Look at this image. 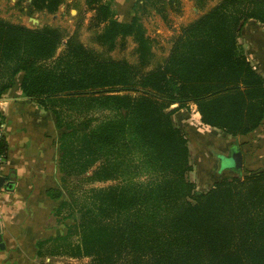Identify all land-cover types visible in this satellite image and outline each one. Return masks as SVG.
<instances>
[{
	"label": "trees",
	"instance_id": "16d2710c",
	"mask_svg": "<svg viewBox=\"0 0 264 264\" xmlns=\"http://www.w3.org/2000/svg\"><path fill=\"white\" fill-rule=\"evenodd\" d=\"M25 1L14 7L29 17L65 2ZM177 1L138 0L126 22L114 0H85L89 44L82 23L30 27L0 14V100L22 73L23 93L64 131L61 188L49 194L66 196L53 216L66 225L69 212L73 224L38 239L39 264H264V169L198 190L189 137L173 118L194 103L204 125L233 137L262 123L264 76L239 36L249 20L264 24V0H220L162 48L145 20L154 10L169 22ZM129 49L134 61L114 56ZM2 123L0 113V163Z\"/></svg>",
	"mask_w": 264,
	"mask_h": 264
},
{
	"label": "crops",
	"instance_id": "0c3cea01",
	"mask_svg": "<svg viewBox=\"0 0 264 264\" xmlns=\"http://www.w3.org/2000/svg\"><path fill=\"white\" fill-rule=\"evenodd\" d=\"M0 1L10 5L17 3V0ZM30 1L26 0L25 3ZM137 1L114 0L118 17L126 22L131 21L135 15ZM219 2L220 0H178L174 3L176 10L169 13V22H165L152 10L145 24L148 28V19H151L167 25L168 33L157 38L160 40L161 37L169 42L179 35L184 26ZM73 5L87 10L85 0H65L57 14L37 13L33 17L28 16L29 21H32L34 26H42L47 16L57 20L67 7H74ZM72 11L75 9L72 8ZM92 15L93 12L87 11L88 23ZM239 41L247 51L253 68L264 76V24L256 20L246 22ZM22 79L23 74L20 73L13 86L6 90L0 100V113L3 115L1 130L9 142L7 158L0 163V174L13 183L12 189L0 190V222L3 236V247L0 243V264H38V239L65 232L64 226L49 227L54 210L65 199L64 194L61 199L53 198L49 194V190L61 188L59 140L64 131L58 127L56 118L50 111L43 109L23 93ZM173 118L175 123L190 135L191 141L198 138L205 142L204 145L222 151L227 149V153H230L231 146L236 144L244 152L246 170L264 169V119L251 133L233 137L217 128L204 125L194 103L189 109L178 110ZM215 164L212 159L204 167V178L213 177Z\"/></svg>",
	"mask_w": 264,
	"mask_h": 264
},
{
	"label": "rangeland",
	"instance_id": "374dc122",
	"mask_svg": "<svg viewBox=\"0 0 264 264\" xmlns=\"http://www.w3.org/2000/svg\"><path fill=\"white\" fill-rule=\"evenodd\" d=\"M0 14L11 21L14 22H22L27 26L33 27L34 23L32 21H29V17L22 14L21 11L17 8L14 7V5H10L9 3H5L0 1ZM75 6V5H73ZM72 8L74 7H67L66 10L64 11V13H60V17H58L59 19L54 20L51 16H47L46 19L44 20V24H53V25H59V26H63L65 28H68L70 31L75 30L76 27H78L79 23H82L83 26L81 28L82 31V37L83 39L89 44L90 43V38L91 35L90 33L87 31L86 26H87V13H84V9H82V7H80L81 9H75V11H72ZM53 19V20H52ZM149 25H148V31L149 34L156 38L157 42H158V46L164 48V47H169V43L167 42V40L161 39L158 40V36L160 35H164L167 34V28L165 26V24L160 23V22H156L155 21H151V19L149 20ZM160 30V32L158 31ZM157 53H163V54H167V52H163V50L161 48L157 49ZM114 56H116L117 58L120 57H127L130 60H135L134 55L131 54L130 49L128 51L122 52V51H118L114 54ZM188 137H190V135L187 133ZM205 142H203L201 139L195 138L192 141L189 139V147L191 150V161H192V165H193V171L190 173V179L192 181H194L197 185V189L198 190H207L210 187L213 186V184L215 182H217V180H222L225 177H231V176H235L238 174L237 171L233 170V169H228V168H224L222 166V161H221V157L220 156H225V155H229V153H227V149H225L224 151L222 150H218L215 147H211V146H207L204 145ZM207 153V154H205ZM212 159L215 160L216 164L212 170V178L209 177L208 178H204L203 176H206L205 173V169L204 167L208 165V162L211 161ZM226 164H230V162L228 160H224ZM225 164V165H226ZM246 169L245 167L243 168L242 172H245ZM110 184V182L108 183H95L91 186H104V185H108ZM66 197V196H65ZM69 212H66L64 215V223L66 225H60L56 218L53 216L49 222V227L52 228H57L59 226H64L65 232H66V226L67 225H71L73 224V218H67L68 217ZM44 259L47 262H51L53 264H89V259H82V260H76V259H71V258H67L64 256H57V257H44ZM41 261V259L37 258V262L39 264V262Z\"/></svg>",
	"mask_w": 264,
	"mask_h": 264
},
{
	"label": "water",
	"instance_id": "95a60500",
	"mask_svg": "<svg viewBox=\"0 0 264 264\" xmlns=\"http://www.w3.org/2000/svg\"><path fill=\"white\" fill-rule=\"evenodd\" d=\"M220 157H221V161H222V166L224 168L233 169L237 172H242V170L244 168L245 156H244V152L240 146L232 145L229 155L220 156ZM225 159L230 162L229 165L225 163V161H224ZM3 188H5L7 190L12 189L13 183L8 182L7 177L0 174V190ZM2 242H3V236H2V227H1V222H0V243L3 247Z\"/></svg>",
	"mask_w": 264,
	"mask_h": 264
},
{
	"label": "built area",
	"instance_id": "2783aa9c",
	"mask_svg": "<svg viewBox=\"0 0 264 264\" xmlns=\"http://www.w3.org/2000/svg\"><path fill=\"white\" fill-rule=\"evenodd\" d=\"M1 135V134H0Z\"/></svg>",
	"mask_w": 264,
	"mask_h": 264
}]
</instances>
